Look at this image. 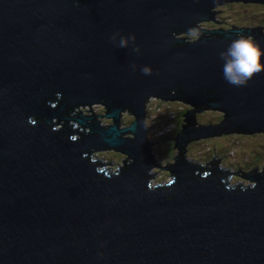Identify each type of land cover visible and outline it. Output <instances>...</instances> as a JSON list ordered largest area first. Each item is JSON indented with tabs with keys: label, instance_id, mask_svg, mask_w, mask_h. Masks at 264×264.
<instances>
[{
	"label": "water",
	"instance_id": "95a60500",
	"mask_svg": "<svg viewBox=\"0 0 264 264\" xmlns=\"http://www.w3.org/2000/svg\"><path fill=\"white\" fill-rule=\"evenodd\" d=\"M229 3L264 0H0V264H264V171L233 186L220 160L182 158L199 138L264 133V71L233 86L219 58L241 34L264 51L263 29L199 27ZM149 96L195 108L167 183L152 181ZM92 104L105 113L77 110ZM207 108L224 120L194 127ZM102 151L125 157L106 168Z\"/></svg>",
	"mask_w": 264,
	"mask_h": 264
},
{
	"label": "rangeland",
	"instance_id": "374dc122",
	"mask_svg": "<svg viewBox=\"0 0 264 264\" xmlns=\"http://www.w3.org/2000/svg\"><path fill=\"white\" fill-rule=\"evenodd\" d=\"M222 8L221 5H218L213 10H220ZM236 17L235 25H238L240 21H244V24L240 23V28H257L264 25V3L262 5L253 4V6H243L242 4H230L223 7V11L217 15L216 21L223 22L221 23H213L208 22L216 28V29H226L229 27L228 21L221 16H226L228 14H232ZM200 25L202 28L206 27L205 22H201ZM200 23V24H201ZM238 27V28H239ZM208 29V28H207ZM199 34V33H198ZM184 36L183 34L175 35L177 38H181ZM202 35L197 36V39L200 38ZM185 37L195 38L194 34H185ZM157 97L149 96L147 101L148 111H147V119L144 118V124L147 128H152V125L155 123L157 117L161 114L162 118L161 121L166 123V128L161 131V133H165L167 136L166 140H163L161 143L156 144L154 146L153 154H155V158L157 159V163L161 166H166L169 164L168 158L171 156V159L175 156H178L179 150L175 147L176 141L171 144V139H176L177 135L181 133L183 130L182 125L185 123L183 120L186 118L182 116L187 111L194 110V106L191 104L187 105L184 102L178 100H167L162 101L156 99ZM92 110L95 114H104V108L101 107V104H92L90 108L88 105H81L77 108V110H81L86 115L92 112H86ZM120 125L121 127L128 126L130 121L132 120V114L128 112V110H124L121 112ZM180 116V122L177 124L174 122L176 118ZM194 127L198 126H212V125H219L223 120L224 117L222 116L221 112L218 111H211L204 110L202 112H195L194 113ZM99 121L104 125H109L112 120L107 118H99ZM178 125V126H177ZM153 130L151 129L149 133V138L152 141L156 142L158 139L152 135ZM160 135V134H159ZM125 137H134L132 134H125ZM172 146V148H171ZM174 146V148H173ZM167 148H171L168 149ZM185 153L183 156L187 158V161L191 163H196V165H200L202 168L206 167V164L211 162L213 159L214 161L220 160L218 167L223 170H229L230 173H237L238 170L242 173H248L254 168L257 167L256 173L261 174L264 171V133L260 131V133H252V134H245V133H229V134H220V136H213L208 138H199V140H193L188 142L187 147L184 148ZM115 155L118 157L116 159ZM95 157L104 164L108 168L112 167L115 168L118 164L121 163L125 156L114 153L112 151H102L95 154ZM216 157V158H214ZM120 162V163H119ZM172 163L174 161L172 160ZM171 163V164H172ZM210 166V164H208ZM210 168V167H209ZM151 173H154L155 176L152 179L153 184L157 183H167L170 181V173L166 170L161 168H153ZM157 173V174H156ZM230 177V175H229ZM229 183L235 184H242L243 182L246 183H253L250 180L244 179L237 175H231Z\"/></svg>",
	"mask_w": 264,
	"mask_h": 264
},
{
	"label": "clouds",
	"instance_id": "9594fccd",
	"mask_svg": "<svg viewBox=\"0 0 264 264\" xmlns=\"http://www.w3.org/2000/svg\"><path fill=\"white\" fill-rule=\"evenodd\" d=\"M230 4H242L243 6L250 7L255 3H229L223 6ZM262 4L263 3L260 5ZM212 11L215 13L218 12L216 10ZM215 16L214 21L216 20ZM214 21L211 22L215 23ZM205 23L207 25L208 22ZM200 25H202V23L199 24V26ZM185 34L188 33H183L184 36ZM195 38H197V36ZM195 38H192L191 40ZM189 39L190 37H188V40ZM123 45L124 42L122 41L121 46ZM262 55H264V51L261 50L260 46L253 40V38L244 36L243 34L237 36L231 41L227 48L219 54L221 61V72L224 80L227 83L237 87L246 85L255 73L264 71V64L260 62ZM101 107L103 108L102 105ZM57 128H59V126H55V129Z\"/></svg>",
	"mask_w": 264,
	"mask_h": 264
},
{
	"label": "flooded vegetation",
	"instance_id": "af4514ba",
	"mask_svg": "<svg viewBox=\"0 0 264 264\" xmlns=\"http://www.w3.org/2000/svg\"><path fill=\"white\" fill-rule=\"evenodd\" d=\"M242 24H244V22L242 21ZM245 25V24H244ZM246 26V25H245ZM206 28H208L209 30H215L216 28H214L212 25H211V23L210 24H207L206 25ZM240 28V27H239ZM191 38V37H190ZM171 157V156H170ZM170 157L168 158V160H169V162H171L170 161Z\"/></svg>",
	"mask_w": 264,
	"mask_h": 264
},
{
	"label": "trees",
	"instance_id": "16d2710c",
	"mask_svg": "<svg viewBox=\"0 0 264 264\" xmlns=\"http://www.w3.org/2000/svg\"><path fill=\"white\" fill-rule=\"evenodd\" d=\"M159 138H160V137H159ZM161 139H162V141H163V140H166L167 138L164 137V136H161ZM171 144H173V142H171ZM171 148H172V146H171ZM171 148H167V150H168V149H171ZM115 157H116V159H118V157H117L116 155H115ZM119 163H120V162H119Z\"/></svg>",
	"mask_w": 264,
	"mask_h": 264
},
{
	"label": "bare ground",
	"instance_id": "6f19581e",
	"mask_svg": "<svg viewBox=\"0 0 264 264\" xmlns=\"http://www.w3.org/2000/svg\"><path fill=\"white\" fill-rule=\"evenodd\" d=\"M258 28V27H257ZM246 29H255V28H246ZM199 37V36H198ZM124 110H128V109H124ZM131 113V111H129ZM186 118V117H185ZM186 124V122H185ZM212 126H215V125H212Z\"/></svg>",
	"mask_w": 264,
	"mask_h": 264
}]
</instances>
